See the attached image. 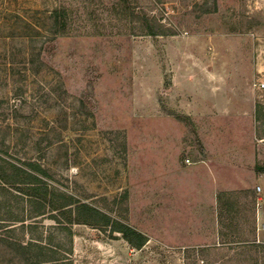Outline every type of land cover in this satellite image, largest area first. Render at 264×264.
Masks as SVG:
<instances>
[{
    "label": "rangeland",
    "instance_id": "rangeland-1",
    "mask_svg": "<svg viewBox=\"0 0 264 264\" xmlns=\"http://www.w3.org/2000/svg\"><path fill=\"white\" fill-rule=\"evenodd\" d=\"M146 20L166 34L149 36ZM262 83L264 0H0V157L38 163L51 187L149 240L136 251L83 225L71 237L47 214L32 221L45 250L0 227V264H242L237 252L264 264L247 246L202 254L264 212V144L247 131ZM241 133L256 153L243 164ZM223 192L237 208L217 204L223 221L205 228L202 198ZM13 193L0 201L27 217Z\"/></svg>",
    "mask_w": 264,
    "mask_h": 264
},
{
    "label": "trees",
    "instance_id": "trees-1",
    "mask_svg": "<svg viewBox=\"0 0 264 264\" xmlns=\"http://www.w3.org/2000/svg\"><path fill=\"white\" fill-rule=\"evenodd\" d=\"M146 22H148V20H146ZM160 28L163 27L161 26ZM145 29L149 36H162L166 34L149 22L146 23ZM257 135L258 138H261L259 132ZM49 178V173L38 163L26 162L22 165H18L0 157V193L5 194V196H15L13 191H16L18 195L22 196V201L25 200L24 202L26 204L25 206H27L28 214L27 217H24L19 212H16L14 205L9 200L5 202L0 201V227L10 228L8 230L11 232L13 230L15 231V228H18L28 234L30 241L27 243V246H29L30 249H46L43 242L37 239L38 237L36 236L44 226H40L36 221H34V223L32 221L38 218H44L47 214H50V220L55 223V228H64L71 237L73 233L72 228L75 225H83L103 233H108L112 237L116 234L120 235L122 239L136 251L142 250L149 242L145 235L125 223V219L119 220L100 208L81 202L73 195L51 187L48 181ZM231 197H234V194L231 192H223L218 196L219 206H226V212H228L230 216L234 214L232 211L235 210L238 205L235 201L229 200ZM113 204L116 206V202ZM110 212H113V210ZM3 214L6 216L4 217ZM222 217V214H220V217L218 216L219 222L223 221ZM244 218L245 221H249L246 216ZM9 223H11V226L7 225ZM18 224L21 225L16 227ZM255 229L254 226L252 231L244 234L235 230V233L232 235H227L223 233V231H220V238H231L232 240L223 241L220 243V246L203 249L202 254L204 257L209 254L217 256L221 254L220 250H225L224 248L227 247V252L224 254L225 256L222 254V257L224 256L225 260H229L230 253H235L242 249L239 246H247L243 247V249L253 248L264 254V244H257L256 241H252L249 238L251 234L255 235ZM240 234L245 235L246 238H240ZM232 244L236 245L232 246ZM21 246L22 245H19V247ZM235 259L237 263L258 264V260L253 258L245 259L244 255L238 252ZM56 261L58 262L59 260ZM56 261L49 260L47 262ZM202 262L205 264L204 259Z\"/></svg>",
    "mask_w": 264,
    "mask_h": 264
},
{
    "label": "crops",
    "instance_id": "crops-1",
    "mask_svg": "<svg viewBox=\"0 0 264 264\" xmlns=\"http://www.w3.org/2000/svg\"><path fill=\"white\" fill-rule=\"evenodd\" d=\"M252 106H253V109H252V111H250V113L248 115V119H247L248 124L250 123V125L248 126V129H247L248 136L252 135V136H254L255 141H257L259 144H262V143L264 144V138H263L264 136H261V138H258L255 136L256 130H259V132H260L261 129H264V103H259V102L256 103L254 101V105H252ZM258 106H259V108H258ZM240 117H243V115H241ZM245 128H247V127L245 126ZM240 135H242V136L233 140L234 146H235V148L238 149L239 152H237V153L235 152V154L234 153H231V154L233 156L237 157V161H241L243 164L247 158L248 159L250 158V156H249L250 154L255 155L256 153H255V149H254L255 144H253V146H252L253 149H251L252 144L250 143L249 139H248L249 144L246 143V140H247L246 136L247 135L244 133L243 134L241 133ZM245 146L250 147V149L252 151L244 150L243 147H245ZM222 156L226 157L227 155L225 152H222ZM255 170L258 174H264V167L260 168V167H258V165H256ZM210 173H211V170L209 169L208 174H207V176L209 178L208 181L209 182L212 181L213 183H215V180L213 179V177H211ZM248 184L249 183H243V185L241 187L246 188L248 186ZM232 190H235V189H232ZM202 201L203 202H201V204H208L207 207L206 206L199 207V210H201L200 211L201 212V214H200L201 218L204 220L205 219L207 220V225H205V228L210 226L211 224H212V226L215 225V227H216L217 222L219 221L218 220V214L216 212L217 204H218L216 195H214L213 197H210V196L203 197ZM263 213H264L263 209H261L259 211V214L257 217L258 218L257 224L255 227L256 228L255 229V235H256V238L258 240L257 241L258 244H264V241H262L263 237H264V226H263L264 214ZM197 227H198L197 225L195 226L193 224H191V226L188 224H184L183 229L189 230L188 234H190V231L196 229ZM227 245H229V244H227ZM235 245L236 244H232V246H235ZM214 246H220V244L213 245V247Z\"/></svg>",
    "mask_w": 264,
    "mask_h": 264
},
{
    "label": "built area",
    "instance_id": "built-area-1",
    "mask_svg": "<svg viewBox=\"0 0 264 264\" xmlns=\"http://www.w3.org/2000/svg\"><path fill=\"white\" fill-rule=\"evenodd\" d=\"M260 88H261L262 91H264V83H262V84L260 85ZM187 163H189V161H187ZM189 164H190V163H189ZM258 192H261V188H258Z\"/></svg>",
    "mask_w": 264,
    "mask_h": 264
}]
</instances>
